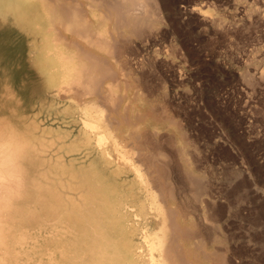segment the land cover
<instances>
[{
  "label": "rangeland",
  "instance_id": "1",
  "mask_svg": "<svg viewBox=\"0 0 264 264\" xmlns=\"http://www.w3.org/2000/svg\"><path fill=\"white\" fill-rule=\"evenodd\" d=\"M74 2L77 6L79 5L81 12L89 11L87 3L91 0H74ZM148 2L150 3L147 4ZM148 2L145 3L147 7L152 6L150 5L152 3L156 6L153 8L157 15L155 13L154 16L152 15L151 19L155 21L151 22L152 25L150 23L144 25L148 28L150 25L153 26H150L153 31L147 33L144 30L146 33L140 35L142 40L138 38L139 35L135 34L136 37L129 35L131 37L129 40L135 41L131 42L132 45L130 41L127 42L130 47L127 43L123 47L124 50L129 47L124 54L130 52L135 57L132 56L131 59L130 53L123 56L119 51L111 52L112 55L110 51L100 53L104 58L109 57L107 58L110 65L114 68H111L112 74L115 72L113 78H116L119 84V92H117L119 106L117 105L118 108L112 111L114 122L111 123L109 121L111 112L108 113L109 118L107 117L106 121L102 117L103 120H101L98 113L96 116L94 109L91 111L87 104L81 105L83 102L86 103V100L79 99L77 95H73L72 90H68L69 87H65L70 80L68 74L71 70L68 68L72 65L69 61L71 59H67L68 63L65 62L62 66L66 58L60 59L56 54L59 51L65 54L69 52L63 48L61 42L55 44V41L50 40L51 35H48L46 31L49 22L43 12L39 8L26 6L28 9L20 17L13 11L12 1L0 0V119L8 120L12 129L18 128L19 134L24 137L28 145L16 163L25 174L22 179L19 175L17 181L22 185L17 187L16 192L13 188L12 207L15 211L13 210L12 220L5 227L6 236L0 248L1 264H49L51 248L49 236L52 235V231L62 225L66 230L65 236L67 235L65 264H91L89 261L95 259L91 249L96 245V223L101 214V212L98 213L100 209L97 206L107 209L111 198L114 201H120L126 197L131 203L137 205L148 202L146 191L142 184L138 183L139 180L134 171L127 166L118 165L120 159L118 155L125 151L123 141L126 140L127 145L131 143L132 147L137 140L136 137L145 134L144 130L148 132V135L150 131L159 134V136L149 135H153L151 139L153 137L157 139L152 141L157 142L158 150L162 145L161 150L164 152L166 146L163 143L165 142L169 145L168 149L173 148L174 151L166 148L165 154L162 155V160L169 162L168 168L171 175L176 172L175 177L171 176L169 179L170 183L172 181L171 184L174 181L176 186L188 184L186 182L188 180L183 177L185 175L183 171L188 168L189 170H186L188 174L192 172L191 176L198 177L199 181H202L201 184L204 185L206 181L205 184L209 185L210 190L208 185H205L209 190H206L207 193L204 194V198L209 202V209L205 208V211L216 212V216L214 213L211 215L212 218L213 216L218 218V214L220 215L222 229L218 231L221 235L223 234L222 238L224 237L223 248L228 259L227 263L264 264V0H151ZM113 21L115 23V20ZM117 24L120 23H116L117 27H114L119 31ZM38 28L42 30L41 33L35 32ZM113 29L111 27V30ZM150 29H148L149 32ZM44 45H52L55 49L53 47L49 50L48 47H43ZM88 48L92 50L91 47ZM117 53L121 54V57ZM118 57L123 64L119 62L120 65H118ZM122 58L128 62L126 63ZM128 66L134 69L130 70ZM119 69L124 70L121 72ZM131 71L135 72L131 73ZM64 73H68L67 77ZM127 73L131 74L127 77ZM143 77H146L145 80ZM118 78L122 82H119ZM139 78H142L140 79L142 86L138 84ZM143 81L147 83V86L143 85L145 84ZM62 84H66L63 92L67 90L69 96L67 92L62 93V89L58 90L62 88L60 87V85L63 86ZM123 84L127 87L125 88ZM138 88L140 90L143 88V94ZM135 89L137 94L134 93ZM143 90H146L148 95H145L147 92L144 91V93ZM60 92L64 94L62 97ZM154 104H156L155 107ZM143 105H151L153 109L157 108V111L161 109L159 112L165 116L172 114L170 116L176 123L160 119L158 123L155 117L149 115L151 110L150 112L148 110L151 106ZM145 108H148L146 112L148 115L143 113L146 111ZM137 112L141 118H138ZM86 119L94 122L99 119L101 121V123L98 121L99 125L103 124V126L98 129L99 131H94L92 127L86 125ZM144 120L146 121L143 122ZM111 124L119 126V137L123 139L121 141L123 146H116L112 155ZM171 124H175L174 127ZM133 129L135 134L132 132ZM101 131L106 137L108 135L110 137H107V141L105 138L104 146H98L96 142L98 133ZM174 132L180 135L181 138L177 135L179 141L176 140ZM170 137L174 138L176 144L174 141L173 145ZM185 139L190 141V144L186 145L187 148ZM152 145L149 144V148L156 151L157 149L152 148ZM106 146L109 147L107 150L104 149ZM177 150L183 153L180 155ZM186 150L187 155L184 152ZM170 151L172 154H169ZM130 154L137 158L135 152L131 151ZM164 157H168L167 160ZM170 159H173V163ZM37 162L40 163L38 167ZM171 168L174 169V173ZM178 171L183 173L180 175ZM24 179L27 180L24 181ZM29 181L33 184L28 185ZM30 185L34 186V190ZM38 185L44 190L42 191ZM53 190L58 202L56 204L59 205L62 215L56 214L53 218H49L47 205L52 201L50 192ZM34 191L38 192L37 195ZM208 192L214 196L207 195ZM17 193L18 195H15ZM185 195L187 198L184 196L181 200L195 201L191 195ZM200 210H194L196 214L198 213L197 216ZM209 212L208 215L211 214ZM16 214L20 217L18 218ZM21 215L24 218L21 219ZM147 217L151 220V214ZM191 217L194 218V215ZM107 227L108 224L105 225V228ZM7 237L8 240H6ZM213 248H211L212 251H214Z\"/></svg>",
  "mask_w": 264,
  "mask_h": 264
},
{
  "label": "bare ground",
  "instance_id": "2",
  "mask_svg": "<svg viewBox=\"0 0 264 264\" xmlns=\"http://www.w3.org/2000/svg\"><path fill=\"white\" fill-rule=\"evenodd\" d=\"M10 1H12V7L14 8L13 11L17 12V14L20 17L23 15V12L25 13V11L28 9L27 7L39 8L41 10V12H43L44 16L48 19L49 25L46 26L47 27L46 31H47L48 35L49 34L51 35L50 40L52 39L53 41H55V44H56V42L57 43L61 42L64 47L62 45L61 46L63 48H66L67 52H69V54H65L62 51H59V52L55 51V53L56 52L58 53V54H56V56L58 55V57L60 59L66 58V61H64L62 59L64 61V64L62 63V66L65 65V62L68 61L67 59H71L69 61H70V64H72L69 66L70 69L68 68V70H71V72L69 74L67 73L68 75H70L68 78V79H70L68 81V85L65 86L67 83L65 85L62 84L63 86L60 85V87H62V88H58V90L62 89V93L67 92V95H68L67 90H66V92H63L64 91L63 87L64 86L69 87V89L68 88L67 89L72 90L73 95H77L79 99H82V100L84 99L87 101L86 103L83 102L82 104L79 102L81 105L87 104L90 108L89 110L94 109L96 111V116L98 113L100 115V116L98 115V117H100V119L102 117L103 119H105L104 121H106V118L108 117V115L111 112V115H109L110 118L109 117L108 118H109V121H111V123H113L114 121H113V117H112V114H113L112 111L113 110L115 111L116 108H118L117 107V105H118L117 104L118 103L117 92H119V84L117 83V79L113 78V74L115 72L112 74L111 68H113V67H111L112 65H110V62L108 60L109 57L107 56L108 58L107 57L104 58V57H102L103 55H100V53H105V52L109 53V51H110V55H112L111 52L116 53L119 51L120 53L122 52L121 54L123 55L124 53H126V50L130 47L129 45L131 44V42L135 41V40H133V41L129 40V39H131V37H129V35H131V34H132V36L133 35L135 36V34L139 35L138 38L142 40L143 38H140L141 37L140 35L142 33L143 34L146 32L151 33V31H153L152 30L153 28H151V27H153V26H151L152 25L151 22H153L154 19L152 20L151 18H152V15L156 12L153 8L155 5H153V3L150 4V5H152L150 7H147L145 5V3H147L148 1H151V0H91V2H89V3L85 2L89 6V11L84 9V10H86V12L85 11L81 12L79 5L77 6V4L74 2V0H10ZM24 1H25V4H24ZM86 1H88V0H86ZM144 1H146V2L143 3ZM149 3L150 2H148L147 4H149ZM154 4H155V2H154ZM83 6H85V5H83ZM135 10H137L139 12L136 13ZM155 14L157 15V13H155ZM92 17L95 20L94 19L92 20L91 19ZM117 19H119V20H117ZM113 20H115V23ZM32 22H33V17L31 16V23ZM48 22H46V23H48ZM116 23H120L119 25L117 24L119 26V31L117 29H116L117 31L115 30V27H117V26H115ZM146 23H148V24L150 23L151 27L149 26V28H148V26H146L147 25ZM144 24H146V25H144ZM145 26L148 29L151 28L150 32L148 31V29ZM155 26H156V24H155ZM111 27H113L114 29L111 30ZM120 27H122V30H120ZM143 27H144V29H143ZM39 29L40 28L35 30V32L41 33L42 30H39ZM144 30H146V32H144ZM142 36H144V35H142ZM145 36H146V34H145ZM129 41H130V44H128ZM126 43L129 47L124 50L123 47L125 46ZM43 47H46V48L48 47L49 50H51V49H53L54 46L52 47V45L51 46L44 45ZM88 47H91L93 52H92V50L90 51L89 50L90 48H88ZM54 49H55V47H54ZM120 50H122V51H120ZM64 52H66L65 49H64ZM128 53H130V52H128ZM117 54H119V53H117ZM117 54H115V55H117ZM121 54H119L120 57H121ZM127 54H124V55H127ZM130 54H131V59H132V56L135 57V55H132V53H130ZM14 55L15 54H13V56ZM23 56H24V54H23ZM120 57H118V61H117L118 65H120L119 62H121ZM125 58H130V57L125 56ZM125 58H122V60H124ZM60 59H59V61H60ZM112 59H114V58H112ZM125 62L127 63L128 60ZM125 62H124V65H126ZM129 63H130V61H129ZM15 64L16 63H14V65ZM113 65L115 67L116 62ZM149 65H150V63H149ZM129 66H128V69H130V70L132 68L134 69V67L129 68ZM119 67H121V66H119ZM124 67L126 68L127 66H124ZM64 68H65V66H64ZM24 69H26V68H24ZM59 69H60V67H59ZM128 69H127V71H128ZM150 69H151V67H150ZM16 70H15V72H16ZM120 70L122 72V70H124V69H119V71ZM115 71L117 73L119 72L118 70H115ZM121 72H120V75L122 76L123 74H121ZM134 72L131 71V73H134ZM14 73H13V76L15 75ZM131 73H127L126 76L131 74ZM67 74H65L66 77H67ZM115 76H117V75H115ZM133 76L134 75L132 74V77ZM17 78H19V77L17 76ZM119 78H120V76H119ZM131 78H129V79H131ZM145 78L143 80H145ZM250 78H252V77H250ZM120 79H119V82L121 81ZM140 79H142V78H139L138 84H140ZM149 81H151V80H149ZM127 82H126V84H127ZM133 82H135V81H133ZM130 83H131V80H130ZM143 83H145V84H143ZM143 83H142L143 85L147 86L146 82L143 81ZM159 83H158V85H159ZM132 84L134 85L135 83H132ZM132 84H130V85H132ZM150 84H151V82H150ZM123 85H125V84H123ZM127 85H129V83ZM127 85H125V88L127 87ZM153 86H154V84H153ZM121 89H123V88L121 87ZM142 89L143 88H141V90L139 89L141 91V93H142ZM120 91H122V90H120ZM129 91H130V89H129ZM144 91L147 92L146 90H143V92ZM60 93H59V97H60ZM62 93H61V97L64 95ZM134 93L137 94L136 89H135ZM141 93H139V94L141 95ZM57 94H58V91H57ZM153 94L154 93H152V95ZM129 95H130V93H129ZM131 95H132V92H131ZM145 95H148V92ZM145 95H144V97H145ZM119 96L121 97V95H119ZM135 96H137V95H135ZM141 96H143V95H141ZM59 97L56 96V98H58V99H59ZM63 98H65V97H63ZM130 99L132 100V98H130ZM128 100H129V98H128ZM78 101H80V100H78ZM131 102H133V101H131ZM151 102H152V100H151ZM79 103H77V105ZM139 104H141V103H139ZM155 105L156 104H154V107H155ZM161 105L163 106V104H161ZM132 106H133V104H132ZM145 106H147V105H145ZM148 106H151V105H148ZM85 107H86V105H85ZM85 107H83V108L85 109ZM152 107L153 106H151V108L149 110H148V108L147 109L145 108L146 111L143 113H146L147 110L150 112V110H151V113L149 115H152L153 117H155V119H157L158 123H160V121L158 119H160L161 121L166 120V121H169L170 123H172V122L176 123L173 121L172 117L170 116L172 114L165 116V115L161 114V112H159L161 109L157 111L156 110L157 108L153 109ZM166 109H168V108H166ZM95 111H93L94 115H95ZM166 112L167 111L165 110V113ZM116 113L119 114L118 112H116ZM125 113H127V111ZM81 114H83V113H81ZM131 114H132V112H131ZM138 114H139V112H137V115ZM152 116H150V118H153ZM123 117H125V119H126V116L123 115ZM114 118H115V116H114ZM138 118H141V116L139 117V115H138ZM50 119H48V121ZM87 119L85 120L86 125L92 127L94 131H97L99 128H102L103 124H102V126L99 125L101 123V121H99V119H98V121L100 123L98 121L94 122V121H89L90 119L89 120H87ZM103 119H101V120H103ZM116 119L118 120V118H116ZM145 119H146V117H145ZM145 121L146 120H144L143 122H145ZM151 121L154 122V120H151ZM139 122H141V121H139ZM169 122H168V125H166L167 127L169 126ZM137 124H135V125H137ZM141 124H143V123L141 122ZM150 124H151V122H150ZM111 125H112V128H110V127H107V128H110V130H111L110 131L111 132V136H110L111 139L110 140H111V155H112V153H113L112 151L115 149L116 146L117 147L123 146V144L121 142L123 139H121L119 137L120 136L118 133L119 132V130H118L119 126H116V124H111ZM130 125H131V123H130ZM132 125H133V123H132ZM138 125H140V124H138ZM174 125H172V126L174 127ZM167 127H165V128H167ZM143 128H144V126L142 127V129ZM175 128H177V127L175 126ZM180 128L182 129V125L180 126ZM168 129H171V128H168ZM134 130L135 129H133V131H132L133 133L135 132ZM89 132H92V131H89ZM130 132H131V130H130ZM142 132H143V130H142ZM144 132H145L144 135L142 133H139V134H142V136L141 135L138 136L139 138L136 137L137 140H135L136 142H134L135 143L134 145L132 144V147L130 145L131 143L127 145L126 140L123 141V142H125L124 143L125 148L123 149L125 151L118 155V157L120 158L118 160L119 161L118 165H121L124 167L127 166L131 170L134 171V174L136 175V177L139 180L138 183H141L142 187L146 191V199H148V202H145L143 204L141 203V204L137 205L135 203H131V201L126 197L120 201H114L111 198V202L109 204V207L107 208L108 212H106L107 209L99 208V206H97V208L100 209L98 211V213L101 212V214L98 216L97 223H96V231H97V237L95 240L96 245H94V247L91 249V252L95 256V259H94V261L92 259L89 262L91 264H93V263L94 264H229V263H227L228 259L225 256L226 254H224V251H225L223 248V244H225L224 240H223L224 237L222 238L223 234L221 235V233L218 231L219 229H222V227L220 228V217H219L220 215L218 214L219 219L215 218L214 216L212 218L211 215H213V213H214L212 210H214V209L211 208L212 213L209 212V210L205 211V208L207 209L209 207L208 206L209 202L204 198L205 197L204 194H206L207 191L210 190L209 185L207 184L208 185L207 186L205 184V183H207L205 180H204L205 181L204 185L201 184L202 181L200 182L198 177L195 178V177L191 176V173H192L191 171H190L191 173L188 174V172L186 171L188 168H186V170L183 171L184 173L182 172L183 174H185L183 177H185L188 180V181H186V182H188V184L184 185L182 183L183 184L182 186H180V184H179V186H178V184L176 186V185H174L175 181L173 182V184H171L172 181L170 183L169 179L171 178V176L176 175V172L174 175H171V171L169 170L170 168H168L169 162L164 161V159L162 160V158H163L162 155L165 154L164 153L165 149L166 148H167V150L170 149V148L168 149L169 145L165 144L166 143L165 141H167V140L165 139V141H164L165 143H163L166 146V148H164V150H163L164 152H162V150H161L162 145L159 147L161 150L160 151L157 148L159 145L156 147L157 142L155 143L154 141H152V139L153 140H157V139H154V137L152 139L150 138L155 133H151V131H150L149 135L150 134H153V135L149 136L148 132H146V130H144ZM182 132H181V134H182ZM185 132L186 131H184V133ZM174 134H175V132H174ZM156 135H157V133L155 134V136ZM177 135H178V137H180L179 134H177ZM177 135H176V140L179 141L177 139ZM157 136H159V134ZM107 137H109V135ZM107 137H106V135H104L103 131H101L98 133L97 141L95 139L94 140L97 142L98 146H102V145L104 146L105 138L107 141ZM173 137H174V135H173ZM184 137H185V135H184ZM185 138L188 139L187 136ZM159 139H161V138H159ZM130 140H133V139L130 138ZM174 141L175 140H173L172 143ZM185 141H187L185 143V147H186L187 143H189L190 141L188 142V140H186V139H185ZM128 142H129V139H128ZM158 143H159V141H158ZM149 144H151V145L153 144L154 146L152 145V148L154 147L157 150L156 151L154 149L151 150L148 146ZM175 144H176V141H175ZM173 145H174V143H173ZM27 146H28L27 142L25 141L24 137L19 134L18 128L16 130L12 129V126L10 125L8 120L0 119V248L2 247L3 241H4L5 236H6L5 227H6L7 223L12 220L11 219L12 212H13V210L15 211V209H13L14 207H12V200H13L12 196L14 194L13 188H15V192H16L17 187L22 185V184L18 183L17 179L19 178V175L21 176L20 178L22 179V177L25 174L23 169L20 166H18L16 163L18 162V157L20 156L21 153H24L25 148ZM128 146H129V148H128ZM179 146H180V144H179ZM179 146H178V148H179ZM163 147H162V149H163ZM196 147L198 148V146H196ZM108 148L109 147L106 146L104 149L107 150ZM171 149H172V151H174L173 148H171ZM182 149H183V147H182ZM131 151H133V153L134 152L136 153L137 158H135L134 156H132V154H130ZM178 151L179 150H177V153L180 155H181V153H183L182 151L181 152L180 151L178 152ZM184 152L186 153L187 150ZM168 153L169 152H167V154ZM115 154H117V153H115ZM169 154H172V152ZM107 155H109V154H107ZM173 155H174V153H173ZM186 155H187V153H186ZM27 156H26V158H27ZM173 157H175V155ZM177 157H178V155H177ZM167 158H165V159L167 160ZM114 159H116V157H114ZM179 159H180V157H179ZM184 159H186V158H184ZM172 160L170 161L171 163H173ZM175 160H176V158H175ZM39 162H37V167H38ZM177 162H178V160H177ZM195 162H197V161H195ZM11 163L13 165H11ZM26 164H27V162H26ZM183 164H184V162H183ZM41 165H42V163H41ZM185 165H187V164H185ZM173 166L174 165H172V167ZM23 167H24V165H23ZM180 168H181V166H180ZM27 170H29L28 167H27ZM173 170L174 169H172V172L174 173ZM178 170H180V169L178 168ZM181 170H182V168H181ZM26 172H29V171H26ZM180 172L178 171V173H180ZM197 172H199V171L197 170ZM39 173L40 172H38V174ZM182 173H180V175ZM30 176H32V175H30ZM30 176H29V178H31ZM37 176L40 177L39 175H37ZM42 176H43V174H42ZM41 178H43V177H41ZM27 179H24V181H26ZM28 180H30V179H28ZM176 180H177V178H176ZM181 180H183V179H181ZM30 181L28 182V185L31 183ZM32 182H33V179H32ZM177 182H179V181H177ZM242 183H243V181H242ZM31 184H33V183H31ZM205 185L209 188V190H207L208 188L205 187ZM25 186H27V185H25ZM38 186H39V188H42V191L44 190L43 187H40V185H38ZM30 187H33V190H34L33 185L32 186L30 185ZM52 187H53V185H52ZM25 188H27V187H25ZM39 188H37V189H39ZM28 189L30 190L31 188H27V190ZM235 189H236V187H235ZM23 190H25V189H23ZM33 190L31 189V192ZM241 192H239V193H241ZM35 193L37 195L38 192H35ZM22 194H23V192H22ZM50 194H51V200L53 202L50 201V203H49L47 200V202H48V205H47L48 206V210H47L48 216H49V218H53L56 214H59L61 216L62 213L60 211V207H59V205L57 206L56 203H58V202H57L56 198L54 197V194H55L54 190L51 191ZM185 194L191 195L195 201H192L193 202L192 203L189 201L190 200L189 198H188L189 200H187L188 202H186L185 200H181L184 196H186ZM15 195H18V193ZM207 195L214 196L213 194L210 195L209 192ZM191 196H190V198H191ZM236 197H238V196H236ZM33 198H35V197H33ZM186 198H187V196H186ZM186 198H184V199H186ZM219 198H220V196H219ZM36 200H38V199H36ZM165 200L167 202H165ZM218 200H220V199H218ZM19 203H21V202H19ZM37 206H39V205H37ZM42 206H43V204H42ZM210 207H211V204H210ZM98 209H96V211ZM194 210H198V211L200 210L201 211L199 213V216H197L198 213L196 214V212ZM216 211H218V210L216 209ZM208 212L211 214L208 215ZM191 213H192V215H191ZM215 213H214V215H215ZM148 214H151V217H150L151 220L148 219V217H147ZM193 215H194V218L191 217ZM19 217L20 216H18V218ZM22 218H24V216L22 217V215H21V219ZM18 221H20V220H18ZM12 224H13V222H12ZM16 224H17V222H16ZM106 224H108L107 228H105ZM18 227H16V228L18 229ZM16 228H15V231L17 230ZM12 229H13V226H12ZM51 233H52V235L49 236V241H50V246H51V248L49 250V264H65V257L67 254V250L65 249V237L67 236V235L65 236V233H66L65 227H63V225L59 226L54 231H52ZM15 234H18V233L15 232ZM17 236H19V234ZM24 236L26 237L27 235H24ZM8 237H10V234H8ZM8 237L6 240H8ZM14 237H16V235H14ZM37 238H39V237H37ZM10 240H13V239H10ZM28 240H29V236H28ZM58 242H59V245H58ZM10 244H12V243H10ZM13 244H14V242H13ZM18 245H19V243H18ZM16 247H19V246H16ZM212 247H214L213 248L214 251L211 250ZM26 249H28V248H26ZM227 249H228V247H227ZM2 250H4V249H2ZM239 254H240V252H239ZM16 255H17V253H16ZM19 257L21 258V256H19ZM88 257H89V255H88ZM69 258H70V255H69ZM1 259L2 258H1V253H0V264H1Z\"/></svg>",
  "mask_w": 264,
  "mask_h": 264
}]
</instances>
